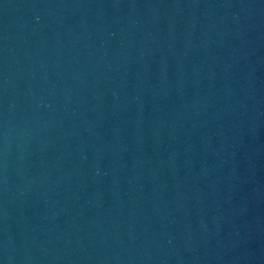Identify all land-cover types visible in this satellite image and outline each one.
Here are the masks:
<instances>
[{"label": "water", "instance_id": "95a60500", "mask_svg": "<svg viewBox=\"0 0 264 264\" xmlns=\"http://www.w3.org/2000/svg\"><path fill=\"white\" fill-rule=\"evenodd\" d=\"M0 264H264V0H0Z\"/></svg>", "mask_w": 264, "mask_h": 264}]
</instances>
